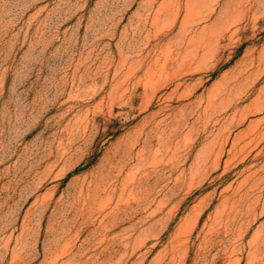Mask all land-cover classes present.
I'll list each match as a JSON object with an SVG mask.
<instances>
[{
	"label": "rangeland",
	"instance_id": "rangeland-1",
	"mask_svg": "<svg viewBox=\"0 0 264 264\" xmlns=\"http://www.w3.org/2000/svg\"><path fill=\"white\" fill-rule=\"evenodd\" d=\"M0 264H264V0H0Z\"/></svg>",
	"mask_w": 264,
	"mask_h": 264
}]
</instances>
